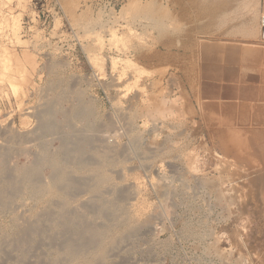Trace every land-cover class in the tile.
Returning <instances> with one entry per match:
<instances>
[{
    "label": "rangeland",
    "instance_id": "374dc122",
    "mask_svg": "<svg viewBox=\"0 0 264 264\" xmlns=\"http://www.w3.org/2000/svg\"><path fill=\"white\" fill-rule=\"evenodd\" d=\"M164 1L0 0V9L3 8L0 14V35H2V37L0 36V56L2 57L0 60L4 61V58L7 63L4 65L3 62L4 67H2L0 62V66L3 68L1 70L3 72L0 73V80H6L0 81L2 84H0V88H2V92H0V118L3 117L0 119V147L3 145L2 141L10 136L7 134V127L10 123L14 125L15 131L18 130L17 132L20 133L25 131L29 133L35 129L36 122L34 119L32 120L30 117L28 118V125L26 123L22 125L23 122H26L23 121V118L29 117V115H25L28 109L32 110L28 112L34 113L44 103L42 101L46 100L44 97L46 98L49 93L48 82L50 80V84L56 81V85L60 86H57V89L62 88V86L64 88L75 87L74 89L84 93H82L83 99L86 102L90 101V98L93 99L88 104L93 106L91 109L97 125H102V129L104 128V131L101 130L103 136L106 133L104 141L110 146L112 144L111 147L114 151L116 150L115 153L118 152L116 165L107 168L110 171L108 173L111 182L108 183V186L105 184L101 191L96 184L89 181L91 185L87 182L85 189L78 190V192L72 191L67 194L68 197L55 193L48 188L49 177L46 167L42 169L39 176L41 181L38 182V186L39 189L40 187L43 188L41 194L39 193L40 195L31 193V189H28L31 187L27 186L28 183L24 180H17L18 191L16 193L21 192L15 193L8 211L7 209H0L1 240L3 237L15 233L13 228L16 225L13 224H16L17 219L22 217L29 219L30 215L32 219H35L38 212L40 213L47 205L55 210L56 205L62 201L68 209L77 212V214L86 213L97 229H108L105 232V235L108 234L107 237H113L115 233L124 232L129 224H131L130 226L135 225L136 231H134L133 236H130L128 241L123 242V244L121 243V246L118 245L111 252L112 254L109 253L107 259L101 262L102 264H264V206L260 205L264 203L263 196L259 195V188L254 187V184L252 185L248 174L242 167H230L232 169L229 168V174L233 172L230 176L224 168H220L224 166V156L221 153L218 137L221 135L220 131L221 128H224L223 125L226 120L224 122L218 118H213V120L204 116L203 112V107L206 104H230L235 100L224 98L222 100L202 99L195 101L197 100L195 96L197 91H203L205 88L204 85L202 88V84L205 83L203 75L206 71L204 68L210 69L213 65L217 67L218 65L210 61H205V63L203 56H200V58L198 57L199 62H201L200 69L205 64L201 70L204 72L201 73L199 66L194 64L196 59H191V54L185 50V47L187 49V46L192 43L199 47L197 42H200V39L193 36L192 28L195 25H201V22L208 19L200 18L195 23H190L189 20L183 22L180 20L183 19L181 9L174 0ZM235 1L232 2L233 5L241 4L239 0ZM230 5L224 10H234L232 4ZM146 19H148L147 22ZM219 20L221 19L215 17L211 23L212 29L217 27ZM158 23L164 24L165 27L168 25L169 29L164 28V25L159 26ZM16 24L20 26L19 31L15 30ZM128 26L129 28H126ZM128 29L133 30L134 34L135 31H139L143 35L138 33L142 38L139 35H133L131 30L129 35ZM142 32L146 33L143 34ZM184 51L185 53H183ZM2 54L9 57H3ZM190 60H192L193 66ZM6 66L10 67V71L4 69ZM188 67H191V72L184 70ZM22 71L26 73L24 78H27L24 79V82L21 79ZM6 72H10L11 76ZM198 72H200V76ZM18 74L19 76H17ZM118 77L119 81L117 82ZM15 78L20 80L17 79L19 81L16 80L17 83H15ZM193 79L195 80L193 81ZM52 80L54 81L52 82ZM57 80L60 83L57 84ZM12 81L13 83L9 85V82ZM225 84L229 83L225 82ZM8 86L10 87L7 88ZM43 86L45 87L44 90L42 89ZM17 92H19L20 98ZM69 100L71 101L63 104L65 108L72 103V99ZM164 105L166 106L164 107ZM199 105L200 108L197 107ZM147 107L148 109H146ZM145 109L147 112L144 111ZM157 110H161L159 114H156L158 113ZM136 111L137 113H135ZM145 112L150 115H146ZM147 116L151 117L147 118ZM110 123H113L112 126L108 125ZM104 125L107 127H103ZM133 137L137 138V142H139L136 145L132 142ZM35 142L25 143V148H28H26L28 151H24L26 154L20 152V154L12 155L9 159V166L22 165L27 160L32 159L35 151H37L35 146L38 143ZM46 142L52 149L59 147V141L55 138L50 139L48 137ZM201 164H204V167ZM196 167L197 169H195ZM200 167L203 168L199 169ZM70 169L73 170L74 176L75 173L77 174L75 177L82 176V172L77 167L74 166ZM236 169L244 177L237 175L239 173ZM74 170L77 171L74 172ZM220 171L223 174H220L221 176H219ZM250 171L252 173V171L257 170ZM234 172L242 183L234 180ZM227 176L230 177L232 186L238 189L240 187L242 191L237 192V194L234 191L236 195H228L226 185L223 183ZM255 176L256 173H252V177L256 178ZM259 179L255 183H259ZM210 180H213L214 183ZM210 183L219 188L212 186L209 188ZM93 185L95 186L94 189H98L100 192L91 190ZM262 185L261 188L264 187ZM213 191L221 193L218 194L221 197L219 198ZM120 192L121 194L124 192L122 195L125 197H121ZM30 193L31 198L36 200L30 198ZM100 193L104 194L105 197H112L113 206L119 211L116 213L117 216L113 215V209L104 210L98 215L87 209V204L90 201L94 202L96 196H101ZM251 193L255 194L253 195L255 202L251 201ZM34 194L36 195L34 196ZM56 198L57 200H55ZM12 200H17V202ZM48 201L49 204H47ZM41 204L45 205L40 207ZM123 206L125 208L122 210ZM14 209H16L15 212ZM121 210L122 212H120ZM24 213L26 214L23 215ZM120 213L123 216H119ZM124 220H128L129 223ZM107 223L110 224V227L106 225ZM125 226L126 228H124ZM105 227L109 228L106 229ZM222 248L224 250H221ZM40 252L41 254L45 252L42 256L46 262L55 259L58 254L56 249L46 246H42ZM2 261L0 255V264ZM78 263L79 261H76L74 264Z\"/></svg>",
    "mask_w": 264,
    "mask_h": 264
},
{
    "label": "bare ground",
    "instance_id": "6f19581e",
    "mask_svg": "<svg viewBox=\"0 0 264 264\" xmlns=\"http://www.w3.org/2000/svg\"><path fill=\"white\" fill-rule=\"evenodd\" d=\"M234 1L235 0H174L175 4H177V6L181 9V12H182L181 17L183 18V19H180L181 21L185 22V20H189L190 23H195L200 18L208 19V20L201 22V25H199V26L195 25L194 28H192L193 29L192 32L194 34V35L193 34L192 35L195 38L200 39L201 43L197 42L199 47L195 43H192L191 45L187 46V49L185 47V50L191 54V59L192 60H193V58L196 59V60L194 59L196 61V63H194V64L197 65V67L199 66V69H200V63L201 62H199V60H200L199 58H200V56H203V58L205 59L204 62L210 61V62H213L215 65H218V67H217L214 65L212 66L210 64V66H212V68L208 69L207 66H206L207 67L206 69L204 68V70L206 71L205 74L203 75L204 76L203 78L205 79V81L203 79L202 80L205 83L202 84V88H203V85L205 88L203 91L200 90V92H199V91H197L198 88L196 87L197 90L196 89L195 90L197 91V95H195V96H196L197 100H195V101L197 102L198 100H202V99H208V100H211V99L220 100L221 99L222 100L224 98L226 100L227 99L235 100L233 103H230V104H227V103L226 104L209 103V104L204 105V107H203L204 108V110H203L204 116L212 118V119L218 118L222 122H224L226 120L224 125H223L224 128H221V131H220L221 135L218 137V139H219L218 142L220 145V149L222 151L221 153L224 156V158H223L224 159V164H223L224 166L223 167L219 166V167L222 169L224 168L225 172L227 174H229V168L230 167H234V168H235V166H238L239 168L242 167V169L245 170L246 174H248L247 176H249V179H250L252 185L254 184L255 185L254 187H256L257 189L259 188L258 189V191L260 193L259 195L263 196L262 198L264 199V189H263L264 187L261 188V185H262L263 180H264V0H239V2L241 4H234L233 5L232 2H234ZM235 2H237V1H235ZM230 4H232L234 10H230V11L224 10L225 7L231 6ZM2 9L3 8L0 9V14H1ZM129 14H130V12H129ZM153 16H154V14H153ZM153 16H151V18ZM156 16H157V14H156ZM215 17L220 18L221 20H219L217 22V27L212 29L211 23L214 21ZM144 18H146V17H144ZM151 18H150V20H151ZM142 20H144V19H142ZM142 20H141V22H142ZM147 20L148 19H146V22H147ZM155 21L157 22V20H155ZM136 23L138 24V22H136ZM158 24L161 27L164 25V24L161 25L162 23L161 24L158 23ZM144 25H145V23H144ZM159 26L157 25V27H159ZM163 27L168 28V25H166V27L164 25ZM126 28H129V26ZM170 28H171V26H170ZM15 30H17V31L20 30V26L18 24L15 25ZM130 30L128 32L129 35L131 34ZM138 30L141 31V29H138ZM146 30H147V28H146ZM132 31L133 30H131V32ZM138 33L140 34L139 31L138 32L135 31V34L133 33V35L138 36L139 35ZM142 33L144 34L146 32H142ZM186 33H187V31H186ZM140 35H142V34H140ZM140 35H139V37H140ZM0 36L2 37V35H0ZM126 36H128V35H126ZM140 38H142V37H140ZM21 42H23V41H21ZM186 42H187V40H186ZM2 52H3V50H2ZM183 53H185V51ZM2 55H3V57H6V58L9 57L8 55H5V54H2ZM3 60L4 61L0 60V62L2 63V64L0 63L2 67H4L3 62H4V65L7 64L6 60L4 58H3ZM8 60H10V59H8ZM8 60H7V62H8ZM192 60H190V62H192ZM184 61H185V59H184ZM192 66H193V62H192ZM204 66H205V64H204ZM2 67L0 68V73L3 72V71H1L3 69ZM47 67H50V66H47ZM52 67L54 68V66H52ZM203 67L201 66L200 71L203 69ZM4 69L7 71H10V67L6 66ZM184 70H186L187 72L188 71L191 72V67L185 68ZM50 72L52 73L53 71H50ZM203 72L204 71H201V73H203ZM8 73L10 75V72H8ZM21 73H23L21 76V79H23L22 82H24V79H25L24 77H26V73L23 71ZM198 73L200 76V72H198ZM49 75H50V73H49ZM15 76H13V77H15ZM17 76H19V74ZM193 78H195V77H193ZM17 79H19V78H15V83H17L16 82ZM117 79L116 80L118 82L119 77ZM189 79H190V77H189ZM19 80H17V81H19ZM194 80L195 79H193V81ZM0 81L3 82L6 80L3 79V81L2 80H0ZM53 81L54 80H52V82ZM46 82H48V81H46ZM55 82L50 84V80H49V82H48L49 83V93H48L46 98L43 96L44 99H46V100L42 101L44 103L41 104L40 108L36 109L35 112L33 111L34 113L28 112L30 109H28V111H26L27 113H25V115L27 114V115H29V117L26 116L25 118H23V121H26V122H23L22 125L25 123H26V125H28V120H29L28 118L31 117L32 120L34 119L36 122V127H35V129H32L33 131H31V132L29 131V133L25 131V132H23L24 134L17 132L18 130L15 131L14 125L12 123H10L7 127L8 128L7 134H10V136L6 140L4 139L2 141L3 145L0 147V209L1 210L7 209V211H8V208L10 207L11 199L14 200L13 196H15L16 194H19L21 192L20 191V192L16 193L18 191L17 182L19 180H24L25 182L28 183L27 186L31 187V188H28L29 190L31 189L30 190L31 193H36V194L40 193L41 194V192L43 191V188L40 187V189H39L38 182L41 181V180H39L40 172L45 167L48 169V177H49V183H47L49 185L48 188L52 189V191H54L55 193L63 194L64 196L65 195L67 196V194L71 193L72 191L78 192V190L85 189L86 183L89 181H92L94 184H96L99 187L100 191L102 190V188L105 187L104 186L105 184H107V186H108V183L111 182L110 181L111 178H110V175L108 173L109 169L107 170V168L108 167L111 168L112 166L116 165V163L118 162V157H117L118 152L115 153L116 150L114 151V149L111 147L112 144L110 146L109 143L107 144L104 141V139L106 137L105 136L106 133H104V136L101 134V130H103L104 128L102 129V127H101L102 125H97V123L94 119V116H93V112H92L93 106L91 107V104H88V102L91 103V100L93 101V99L90 98V101L86 102L83 99V94H84L83 92L79 91L78 89L77 90L74 89L75 87H72V86H70L69 88H64L62 86V88L57 89V86H59V85H56ZM58 82H59V80H57V84H58ZM225 82L229 83V84H225ZM9 83H10L9 85H11V83H13V81L9 82ZM25 83H26V81H25ZM200 83H199V85H200ZM6 84L8 85V83H6ZM43 85H44V83H43ZM64 85H66V84H64ZM195 86H196V84H195ZM9 87L10 86H8L7 88H9ZM19 88H20V86H19ZM38 88H40V87H38ZM43 88H45V87L43 86L42 89ZM16 89H18V88H16ZM1 90H2V88H0V92H2ZM67 90H68V92H67ZM10 91H11V89H10ZM16 91H18V90H16ZM46 91H47V89H46ZM17 93H18L17 95H19V92H17ZM24 93H25V91H24ZM37 93H36V96H37ZM11 94H12V92H11ZM17 95L15 93V96H17ZM9 98H10V96H9ZM19 98H20V95H19ZM68 98L72 99V103L68 107L66 105L67 108H65V105H63V104L71 101ZM6 99H8V98H6ZM39 99H41V98H39ZM25 106L27 107L28 105H25ZM149 106H150V104H149ZM165 106L166 105H164V107ZM197 107L200 108V105ZM146 109H148V107ZM146 109L144 111L147 112ZM153 109H155V108H153ZM130 110H132V109H130ZM142 110H143V108H142ZM30 111H32V110H30ZM159 111H161V110H157L156 112H158V113L153 111V113L155 112L156 114H159ZM167 112H169V111H167ZM135 113H137V111ZM149 113H150V110H149ZM147 114L148 113H146V115ZM148 115H150V114H148ZM217 115H219V116H217ZM104 116H106V115H104ZM141 117L142 116H140V118ZM148 117L149 116H147V118ZM2 118H0V119H2ZM153 118H155V117H153ZM124 119H126V118H124ZM161 119H162V117H161ZM128 121H130V120H128ZM146 121H147V119H146ZM133 122H132V124H133ZM112 124L110 123L108 125L112 126ZM105 126L106 125H104L103 127H105ZM116 128H117V125H116ZM106 129L108 130V128H106ZM214 132H216V131H214ZM146 133H147V131H146ZM135 135H131V136H135ZM48 137H50V139L51 138L57 139L59 141V147L56 149H52L49 146V144L46 142L48 140ZM29 141H33V142L36 141L35 143L36 144L38 143L37 146L34 145L35 148L37 147V151H35V153H34V150H33L34 155H33L32 159L29 158L30 160H27L22 165H14V166L10 165L9 166V164H8L9 159H10V157H12V155L17 154V153L20 154V152L26 154V152H24V151L25 150L28 151L27 150L28 148L26 147L27 148L26 149L25 148L26 145L24 146V144L29 143ZM132 142L135 143L134 145H136V143H139V142H137V138H134V137L132 139ZM160 142H162V141H160ZM169 144H170V142H169ZM175 146H177V145H175ZM155 149H157V148H155ZM19 154H18V156H19ZM131 154H133V153H131ZM181 155H183V154H181ZM188 156H189V154H188ZM147 159H149V158H147ZM199 159H201V158H199ZM196 160H198V159H196ZM126 161H128V160H126ZM202 161H203V159H202ZM195 162H197V161H195ZM209 163H210V161H209ZM201 165H199V166H201ZM207 165H208V162H207ZM74 166L77 167L80 172H82L81 177H75L77 175L76 173H75V176L73 175L74 174L73 170L70 168L74 167ZM203 167H200L199 169H201ZM205 167H208V166L205 165ZM238 167H236V168H238ZM195 169H197V167ZM230 169H232V168H230ZM212 170H213V168H212ZM250 170H257L255 172L252 171V173H256V176H255L256 178H253L254 175L252 177V173ZM75 171H77V170H74V172ZM121 171H122V169H121ZM121 173L123 174V172H121ZM232 173L233 172H231L230 174H232ZM235 173L236 172H234L233 175H235ZM238 173H239V171H238ZM220 174H221V171L219 173V176L223 175V174H221V175ZM230 174H229V176H230ZM237 175L240 176L242 174L239 173ZM237 175H235L234 180H237V182H239V181L241 182V179L238 178ZM42 177L44 178V176H42ZM42 177H40V178H42ZM258 178H260L259 179L260 182L255 183L258 180ZM191 179H192V177H191ZM223 180H224V178L222 179V181ZM210 181L212 182L213 180H210ZM261 181H262V183H261ZM215 182H217V181H215ZM90 183L91 182H89V184ZM201 183H203V182H201ZM212 183H214V182H212ZM223 183H225V185H226V188H227L226 192L228 195H233V194L236 195L237 192L242 191L240 187L238 189V188L232 186L231 179L228 176H227V178H225V182H223ZM47 184H45V185L47 186ZM222 184H221V186H222ZM204 185H206V184H204ZM263 185H264V183H263ZM199 186H203V185H199ZM208 186H209V188H210V186L215 187V188L218 187V186H213L212 184L208 185ZM230 186H232V187H230ZM92 187L93 188H91V187H89V188H91V190H93L94 192L99 191L98 189H94V187H95L94 185ZM212 187H211V189H212ZM22 188H24V187H22ZM160 188H162L161 185H160ZM215 188H213V189H215ZM165 189L167 190V187ZM216 191L218 192L219 190H216ZM216 191H213V192H216ZM234 191L236 194L234 193ZM24 192H22V194ZM112 192L114 193V191H112ZM217 192L215 194H217V195L221 194V193H217ZM31 193H30V198H31ZM123 193L124 192H122V194ZM166 193H167V191H166ZM252 193L250 194V195H252L251 201L254 199L253 195H255ZM36 194H34V196ZM122 194L120 192V196L125 197ZM74 195H76V194L74 193ZM102 195H104V194H101V196H96V199L92 198L93 200L94 199L95 200H94V202L90 201L87 204V209H90L91 212L96 213L97 215L102 213L104 210L113 209L112 210L113 211L112 213H114L113 215L117 216L116 213H118L119 211L117 208H115L113 206L114 204L112 202V197H110V196L105 197V195H104V197H102ZM92 197H95V196H92ZM220 197L221 196H219V198ZM39 198H40V196H39ZM31 199H33V197ZM55 200H57V198ZM62 200H64V199H62ZM20 201H21V199H20ZM13 202H17V200L13 201ZM253 202H255V201L253 200ZM49 203L50 202L48 201L47 204H49ZM249 203H251L250 200H249ZM11 204H12V202H11ZM64 204L65 203H62V201H61L60 204L56 205L57 207H55V210H54V208H51V206L47 205V207H45V209L41 210L40 213L39 212H38V214L35 213V214H37L35 219H32L31 215H30L31 220H30V218L25 219V217L24 218L22 217L23 219L19 218L20 221H19V219L16 220V219L12 218L13 220H16L15 221L16 224H13V225H16L15 226L16 228L13 226L14 227L13 229H15L14 230L15 233L14 234L12 233L13 235H11V236H8L5 238L3 237L2 240L0 238V253H1L0 255H1V260H3L2 264H74L76 261H79L78 264H100L102 261L107 259V256L109 255V253H111L121 243L123 244V242L128 241L127 239H129L130 236H133L134 231H136L135 225L130 226L131 224H129V226L126 228V226L128 225L127 224L124 227V228H126L125 231L123 230L124 232L115 233L114 236L111 234L113 237H107L106 235H108V234L105 235V232L108 230L107 228L110 227V224L108 225L109 222L107 220H106V222H108V223L106 225L109 226L107 228L105 227L107 230L97 229L93 225L92 220L90 221V219H89L90 217L88 218L86 213H81V214L78 213L77 214V212L68 209V207H66ZM44 205L41 204L40 207H42ZM51 205H53V204H51ZM260 205L264 206V203H262ZM71 206H69V207L71 208ZM11 207H13V206H11ZM13 208H15V207H13ZM124 208L125 207L123 206L122 210ZM10 209H12V208H10ZM32 209H34V208L32 207ZM15 210L16 209H14V212H15ZM90 210H89V212H90ZM122 210L120 212H122ZM12 211H13V209H12ZM25 214L26 213H24L23 215H25ZM87 214H89V213H87ZM120 215H122V214L120 213L119 216ZM263 216H264V214H263ZM26 217H29V216H26ZM111 217L113 218L112 215H111ZM128 217H126V218H128ZM97 218H98V216H97ZM130 218H132V217H130ZM128 220H124V221L128 222ZM131 220H133V219H131ZM263 220H264V217H263ZM101 222H103V221H101ZM110 223H111V221H110ZM146 223H148V222H146ZM151 224H149V225H151ZM100 225H101V223H100ZM143 225H145V224H143ZM114 226H116V225H114ZM123 226H124V224H123ZM8 227H10V226L8 225ZM113 227H111V228H113ZM118 228H119V226H118ZM3 230H4V228H3ZM8 230H9V228H8ZM138 234H139V232H138ZM6 235H8V234H6ZM4 236H5V234H4ZM203 239H204V237H203ZM216 243H217V241H216ZM42 246H46L47 248L56 249L57 253H58V254L56 253L57 257L54 255L55 259L50 260V262L44 261L42 254L43 253L45 254V252H42V254L40 252V249L42 248ZM221 250H224V249L222 248ZM122 251H123V249H122ZM46 255L49 256V254H46ZM238 261H239V259H238Z\"/></svg>",
    "mask_w": 264,
    "mask_h": 264
}]
</instances>
